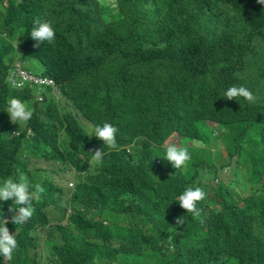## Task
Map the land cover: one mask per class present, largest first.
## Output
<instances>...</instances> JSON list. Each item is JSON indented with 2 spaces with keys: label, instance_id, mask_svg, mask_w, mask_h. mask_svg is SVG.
Returning a JSON list of instances; mask_svg holds the SVG:
<instances>
[{
  "label": "trees",
  "instance_id": "obj_1",
  "mask_svg": "<svg viewBox=\"0 0 264 264\" xmlns=\"http://www.w3.org/2000/svg\"><path fill=\"white\" fill-rule=\"evenodd\" d=\"M36 17L56 33L52 44L34 48L54 86L41 92L28 80L12 89L11 80H22L15 63L32 58ZM232 86L257 100H227L222 95ZM12 98L32 111L27 122L11 121ZM78 114L93 131L116 126L120 150L105 146L102 162L91 165L103 141L89 137ZM175 134L191 155L181 169L159 156ZM216 140L229 153L219 163L206 147ZM191 141L205 146L190 148ZM28 149L51 163L50 177L29 168ZM226 169L229 185L220 180ZM60 171L71 173V188L52 177ZM21 175L39 199L23 225L11 223L13 201L0 200V223L9 221L18 243L6 264H41L32 256V229L48 223L46 211L56 204L64 217L52 264H264V4L0 0V184ZM189 187L207 194L197 203L199 217L177 201Z\"/></svg>",
  "mask_w": 264,
  "mask_h": 264
},
{
  "label": "clouds",
  "instance_id": "obj_2",
  "mask_svg": "<svg viewBox=\"0 0 264 264\" xmlns=\"http://www.w3.org/2000/svg\"><path fill=\"white\" fill-rule=\"evenodd\" d=\"M257 2L264 4V0H257ZM32 24L33 27L31 28L30 35L34 48L39 47L45 42L49 44L54 42L56 33L51 22L36 17L32 21ZM31 76L32 80H34L32 84L38 91L42 92L45 87L54 86L53 80L47 76ZM13 86L19 87L21 85L14 82ZM222 96L227 100H237V97H243L250 104L257 100V96L244 86H232L228 88ZM7 113L13 123L16 121L27 122L32 116V111L17 98H12L9 101ZM117 132L118 128L108 122L103 123L102 126L97 125L94 128L93 133L89 137L94 135L96 138L102 140L104 147L103 149L98 148L92 152L93 156L90 160L91 165L93 163L99 164L102 162L103 157L107 154L104 152L105 146H107L110 152L120 150L116 139ZM159 156H162L175 169L185 167L187 162L191 159L188 148L177 146L175 143L167 144L165 154ZM31 187L25 175H21L18 181L7 179L0 184V200L13 201L9 211L13 213L11 216V223L14 225H23L28 219L34 216L33 213L35 212V208L32 206L33 193L30 191ZM36 189L37 191H43L39 185L36 186ZM206 195V192L200 187H189L179 196L177 201L179 202V206L185 209L186 212L191 213L193 217H199L201 210L197 208V203L203 201ZM14 205H19V207L16 208ZM8 222V220L3 218V223H0V256L3 260L2 262L5 264L8 260L12 259L14 250L18 248V243L14 234L10 233L8 227H6ZM180 223H182V220L181 217H178L176 219V224Z\"/></svg>",
  "mask_w": 264,
  "mask_h": 264
},
{
  "label": "rangeland",
  "instance_id": "obj_3",
  "mask_svg": "<svg viewBox=\"0 0 264 264\" xmlns=\"http://www.w3.org/2000/svg\"><path fill=\"white\" fill-rule=\"evenodd\" d=\"M14 44L16 47L19 46V37H17V39H15ZM8 56L14 57V55H12L11 53H6ZM21 54L17 57L20 58ZM22 65L25 67V71L23 69H21ZM15 67L16 69H18V74L20 75L22 80L18 81L16 80V78H14L13 80H11L12 85L11 88L12 89H20L22 87H24L26 81H34L32 80V76H37V77H42L43 73L45 71V65L41 62L37 51L34 49V46L32 45V58H27L26 61H17L15 63ZM15 69L11 70V75L14 73ZM26 79V80H24ZM18 83L21 86L19 87H14L13 83ZM55 98L56 100H62L63 96L61 93L56 92L55 91ZM26 105V104H25ZM76 119L78 120L79 123H87L88 125H90L87 129L90 133H93V129H92V124H90L86 118H84L81 114H78V116L76 117ZM209 125L211 127H215L214 123H209ZM18 132V130H15ZM15 131L11 130V134L15 135ZM220 136H222V134H219ZM181 138L179 137V135L175 134L174 136H172L166 143H175L177 146H179V144L181 143ZM192 143L189 144L188 146L190 148L196 146H205L202 142H196L194 143V141H191ZM165 145V148H166ZM206 147L211 149V154L210 157L216 161V163H219L222 159H225L228 156V151H227V147L222 144L221 141H214L212 144H208L206 145ZM29 165V168L34 170L36 168H41L44 169L43 171H41L42 176L44 178L49 176V169L52 168L53 166H51V163L46 161L45 159L39 158V157H35L34 155L32 156V151H26L25 153V158H24ZM56 167V166H55ZM59 169L62 170V167L59 165L58 166ZM58 167H56L58 169ZM46 170V171H45ZM48 172V173H47ZM223 173H221V177L220 180L225 183L226 185H229L233 180L231 178V173L228 169L222 171ZM48 175V176H47ZM57 176H62L63 180L61 181L63 183V186H68L69 183H73L72 181H67L66 178H70L71 173L69 171H64V173H62L60 171V173L58 175H52V177L55 178V180H59L57 179ZM50 177V176H49ZM239 183L245 185V189L242 188L241 191H243L244 194H248V185L246 184L245 181H243L242 179L238 180ZM71 184H69V188H71ZM66 192L67 190H64L63 195H62V199H61V204H64V200H66ZM37 198L39 199V195L34 192L33 194V199H32V206L35 208L36 206V201ZM53 208V209H51ZM49 213L48 215L45 216V218H48V223L46 224H36V228L32 229V256L34 254L37 255L36 259H40L41 260V264H52L51 262H49V259H56V251L54 250L55 248H58V245H60L61 243H58V235H57V231H56V225L60 224L63 221V217H64V211L63 208L60 204H56L53 206H49ZM51 210H53L52 212H50ZM36 219V218H35ZM63 224V223H62ZM16 250H14L13 254H15ZM52 256V257H51ZM123 262L125 263H138L135 261V258L133 257H125L123 258Z\"/></svg>",
  "mask_w": 264,
  "mask_h": 264
},
{
  "label": "bare ground",
  "instance_id": "obj_4",
  "mask_svg": "<svg viewBox=\"0 0 264 264\" xmlns=\"http://www.w3.org/2000/svg\"><path fill=\"white\" fill-rule=\"evenodd\" d=\"M70 187H71V186H70ZM53 207H54V206H53ZM51 209H53V208H51ZM71 210H72V209H71ZM51 211H53V210H51ZM46 212H48V209H47V211H46ZM46 212H45V213H46ZM52 213H53V212H52ZM32 220H34V219H32ZM51 257H52V256H51Z\"/></svg>",
  "mask_w": 264,
  "mask_h": 264
}]
</instances>
